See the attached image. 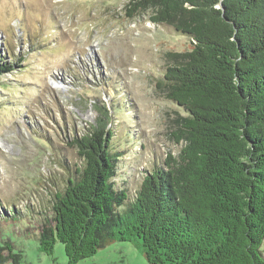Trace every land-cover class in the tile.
Returning <instances> with one entry per match:
<instances>
[{"label":"trees","instance_id":"obj_1","mask_svg":"<svg viewBox=\"0 0 264 264\" xmlns=\"http://www.w3.org/2000/svg\"><path fill=\"white\" fill-rule=\"evenodd\" d=\"M125 7L128 19L151 8L153 25L189 39L156 82L184 113L173 135L183 146L129 197L112 183L111 117L96 108L95 124L69 144L83 164L54 195L39 252L50 255L59 242L67 264H77L127 242L148 264H264V0H127ZM13 63L0 61V74ZM4 251L0 264L18 257Z\"/></svg>","mask_w":264,"mask_h":264},{"label":"rangeland","instance_id":"obj_2","mask_svg":"<svg viewBox=\"0 0 264 264\" xmlns=\"http://www.w3.org/2000/svg\"><path fill=\"white\" fill-rule=\"evenodd\" d=\"M126 3L0 0V61L15 65L0 74V257L6 246L18 256L1 264H67L62 244L41 253L37 235L68 171L83 164L69 144L95 124L96 108L111 117L112 183L129 197L183 146L173 135L184 113L156 82L189 39L153 25L151 8L128 19ZM77 264L148 263L116 242Z\"/></svg>","mask_w":264,"mask_h":264}]
</instances>
